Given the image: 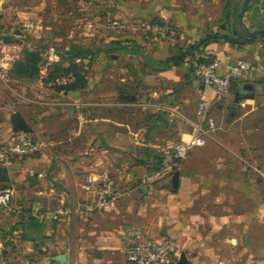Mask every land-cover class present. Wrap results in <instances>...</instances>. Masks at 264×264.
Returning <instances> with one entry per match:
<instances>
[{"label":"crops","instance_id":"obj_1","mask_svg":"<svg viewBox=\"0 0 264 264\" xmlns=\"http://www.w3.org/2000/svg\"><path fill=\"white\" fill-rule=\"evenodd\" d=\"M211 1L46 0L71 6L74 34L84 32L83 27L89 24V33L104 41L90 47L78 41L73 43L96 53L83 61L88 66L87 86L81 92L72 91L79 92L78 97L55 89L70 84L58 81L73 75L45 81L51 65L59 62L49 60L48 49L44 50L48 58L44 56L42 77L26 85L30 96L40 97V105L44 106L20 103L17 110L9 113L8 109L2 114L10 129L0 137V144L8 143L15 133L11 115L17 111L30 125L29 135L43 144L36 155L14 160L9 168L10 184L17 191V201L26 209L32 211L39 206L51 218L36 216L42 227L31 230L28 219L21 223L19 215L0 216V247L18 246L19 254L42 264H128L125 240L133 227L144 225L153 235L170 240L176 235L182 211L175 198L208 186L202 184L199 174L187 167L184 171L187 163L179 170L177 193L172 192L174 174L153 187L142 186V176L159 166L165 148L194 139L199 102L216 104L224 111L231 101L234 109L240 108V102L246 103L249 116H256L264 108L263 50L256 41L230 37L202 45L203 53L222 65L247 60L260 66L237 79L236 89L222 103H216L212 88L194 78L191 58L180 67H161L177 47L186 49L218 34L208 11ZM32 3L34 0H0V19H39L30 6ZM20 5H24L22 10ZM146 23L168 26L173 36L150 39L147 35L153 31L144 28ZM129 42L136 45L134 53L125 51ZM245 83L255 85V97L246 99L244 95L251 93H243L236 103V91ZM107 172L122 191L130 194L94 213L78 210L94 200L102 175ZM235 178L233 175L232 179ZM245 178L254 179L251 174H245ZM254 180L256 185V177ZM236 188L240 194V185ZM256 191L254 188V194ZM231 212L232 221H221L223 228H233L231 236L225 231L220 236L218 232L216 251L202 247L194 258L199 256L204 264H264V202L255 199L248 204H233ZM183 230L181 235H185L186 243L204 239L214 242L209 235L197 237L196 232ZM23 233L34 240H23ZM184 252L192 262L190 253L179 250L172 264H178ZM59 255H66V262L53 261Z\"/></svg>","mask_w":264,"mask_h":264},{"label":"rangeland","instance_id":"obj_2","mask_svg":"<svg viewBox=\"0 0 264 264\" xmlns=\"http://www.w3.org/2000/svg\"><path fill=\"white\" fill-rule=\"evenodd\" d=\"M211 2V4L207 5L208 11L212 17V27L218 31V34L225 33L227 37L243 41L255 39L253 42L260 43L262 50L264 49V35L247 38L239 30L248 29L254 31L264 27V0H254L244 18L243 24L239 23L238 15L244 0H212ZM32 4L30 6L36 15L39 16V19L25 21L18 18L19 16H15V18L8 21L5 18L0 19V62L9 64L2 70L3 76L12 89L27 96H30V94L26 85L36 82L38 79L31 80L18 75L14 67L16 62L23 60V52L26 49L38 50L42 53L43 63L40 79L44 71V62H46V60L44 61V56L46 57L44 50L49 49L50 53H55L58 56L57 61H61V54L66 52L74 42L78 41L90 47L98 45L100 41H104L103 38L94 36V33H89L92 29L89 24L83 27L84 32L81 31L78 35L73 33L74 24L71 18V6H69L70 8L67 5L63 7L57 3L46 2V0H34ZM19 7L22 10L24 5ZM63 10L65 12L61 13ZM229 15L234 17L227 21ZM226 24L229 30L226 29ZM16 29L21 30L23 35L17 36L15 34ZM233 29L238 30L240 33L238 35L234 34ZM140 31L145 34L141 28ZM6 33L22 40L23 43L6 44L3 39L7 35ZM147 36L150 39H155L168 38V36L173 35L170 33L167 36H162L151 33ZM57 61L55 60V62ZM196 63L197 61L192 67L194 78L196 77L194 73ZM84 73L85 76L88 75V66H85ZM31 96L36 101H43L36 95ZM20 103L31 106H44L38 103L25 102L23 99L18 98L3 81H0V137L10 129V126H8L10 123L6 121V117L5 121L3 120L2 114H5L4 111L8 109L9 113L17 110ZM239 104L241 105L240 108L234 109L231 101L225 111L216 104L212 105L208 115L210 121L203 126V130L197 133L198 136L194 140L195 143L188 157L183 161L184 163H180L178 168H176V171L179 172L180 169L183 170V164L187 163L184 171L189 169L192 173L199 174L202 184L208 186L207 188H200L198 189L199 191H194L192 194H182L179 198H175V201L178 200L182 211L180 220L177 221L176 225L182 227L179 226L178 232L176 235L171 236V240L175 242L179 250H185L190 253L192 262H204L199 256L194 258L197 256H194V254L200 253L202 247L216 251L218 232L220 235L221 231H225L227 236H231L233 228H223L221 221L224 219L232 221L231 207L233 204H248L255 199L258 203L264 202V108L256 116H249V106L246 103L242 104V102ZM197 123H199V117ZM3 145L0 144V148ZM245 174H251L254 179L256 177V185L254 184L255 180L250 179L249 181L245 178ZM233 175H235V179H232ZM6 184L0 183V189ZM238 184L241 189L240 194L236 188ZM254 188L257 189V194H254ZM249 189L251 190L249 191ZM17 202L22 204L20 201ZM182 202H185L184 205ZM6 215L10 217L11 215L19 214L0 213V216ZM186 225H189V227H186ZM183 229L190 234L191 232H196L197 237L201 234L209 235L214 242H206L204 239L195 243H186L184 242L185 235H181V230ZM5 232L6 230L3 231V234ZM228 238L231 237H226L227 240ZM178 240H182V243H178ZM227 245L225 246L228 247L226 252H229L230 243ZM16 249H18V246L3 245L0 247V264L38 262L26 259Z\"/></svg>","mask_w":264,"mask_h":264},{"label":"built area","instance_id":"obj_3","mask_svg":"<svg viewBox=\"0 0 264 264\" xmlns=\"http://www.w3.org/2000/svg\"><path fill=\"white\" fill-rule=\"evenodd\" d=\"M147 31H153L155 34H170L172 30L168 26L157 24H144ZM49 54V60H57L55 53ZM200 61L195 64V76L207 87L214 90L216 94V103H222L231 93L234 82L244 75L256 71L260 68L247 60H241L235 64L222 65L217 59L200 52H195ZM264 59V49H263ZM8 63L0 62V81L10 88L11 91L20 99L27 103L42 104L30 96L23 95L12 89L9 82L3 76L2 70ZM9 65V64H8ZM74 77L61 78L58 83L64 84L73 82ZM212 104L201 101L197 105L199 123L195 129L194 139L175 146L165 148L162 151V159L159 166L153 171L145 173L141 178V185L152 187L162 181L169 175H173L176 168L189 155L197 133L203 130V126L210 121L208 118ZM43 147V144L36 138L25 133H14L8 143L0 148V168L9 169L14 160L31 157L36 155ZM92 182H95L92 180ZM129 191H122L117 180L110 173H104L99 182L96 195L91 203L81 205L80 209L86 213L100 211L112 203L120 201L123 197L129 195ZM26 210L25 206L17 202V191L10 183L0 189V213L21 214ZM34 216H43L44 219H50L51 214L43 211V208L37 206L32 209ZM126 251L128 264H172L179 255L176 244L162 236L153 235L145 226H135L126 236ZM180 259V258H179ZM179 261V260H178ZM26 264H41L38 262H27ZM192 264H204L192 262ZM217 264H226L219 261Z\"/></svg>","mask_w":264,"mask_h":264},{"label":"trees","instance_id":"obj_4","mask_svg":"<svg viewBox=\"0 0 264 264\" xmlns=\"http://www.w3.org/2000/svg\"><path fill=\"white\" fill-rule=\"evenodd\" d=\"M231 17L233 18L234 16L229 15L227 17V21H230ZM233 32L237 35L240 33L236 29H233ZM220 39L228 40L230 39V37H227V35L222 36L220 34H215L206 37L202 42L191 45L186 49L177 47L173 56L163 62L161 64V67L163 69L180 67L186 62V59L188 58H191V61L194 64L196 61H200V59L197 58L195 52L197 51L203 53V50L201 49L203 44L205 45L210 42H216ZM254 40L255 39H251L249 42H253ZM135 47L136 45L134 43L129 42L125 45L124 48L127 53H134ZM129 48H131L132 50ZM61 55V61L51 65L48 77L45 81H56L58 78L73 75V77L76 78V81L74 83L72 82L64 86H56V91L64 92L66 95L72 91H83L87 86V79L84 73L85 65H83V61L90 59V57L93 55L92 52L84 49L83 47L72 45L66 52ZM23 56V60L16 62L14 65V67L16 68V73L27 79H39L41 75V66L43 63L42 53L38 50L26 49L23 52ZM77 60H80L81 62H78ZM67 63L68 65H66ZM235 89L236 87L234 83L232 91ZM19 216L22 218L21 223H23L25 219H28L27 224L29 229L31 230H38L42 227V224L39 222L38 218L32 214L31 209H26L24 212L19 214ZM22 238L23 240H34L32 236L27 233H23Z\"/></svg>","mask_w":264,"mask_h":264},{"label":"water","instance_id":"obj_5","mask_svg":"<svg viewBox=\"0 0 264 264\" xmlns=\"http://www.w3.org/2000/svg\"><path fill=\"white\" fill-rule=\"evenodd\" d=\"M254 2V0H244V3L242 5L241 11L238 15V21L239 23L243 24L244 23V18L251 6V4ZM15 34L17 36H22L23 33L21 30L16 29L15 30ZM245 35L247 36V38H255L257 36H262L264 35V27L261 29H256L254 31H250L248 29L245 30ZM4 42L6 44H12V43H20L22 44L23 41L20 39H17L15 37H13L12 35H6L3 37ZM255 90V85L252 83H245L242 85L241 88H239L236 91L235 94V102L239 103L241 101V99L243 98L241 94L243 93H251V94H247L244 95L246 99H250V98H254L255 94L254 93ZM80 95L79 92H70L69 96L71 97H78ZM11 123L13 126V130L15 133H31L32 129L29 126V124L26 122V120L23 118L22 114L20 112H15L11 115ZM0 183H11V179H10V174H9V169L7 168H0ZM179 185H180V172L176 171L173 175L172 178V191L174 193H176L179 189ZM67 258L66 255H59L53 258V261L55 262H66ZM178 264H192V262L188 259L186 253H182L180 256V259L178 261Z\"/></svg>","mask_w":264,"mask_h":264}]
</instances>
